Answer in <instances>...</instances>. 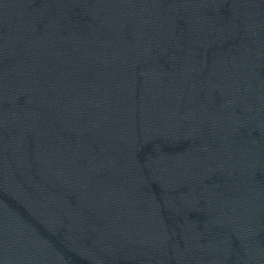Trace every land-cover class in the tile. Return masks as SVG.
I'll return each mask as SVG.
<instances>
[{"label":"water","instance_id":"1","mask_svg":"<svg viewBox=\"0 0 264 264\" xmlns=\"http://www.w3.org/2000/svg\"><path fill=\"white\" fill-rule=\"evenodd\" d=\"M0 264H264V0H0Z\"/></svg>","mask_w":264,"mask_h":264}]
</instances>
